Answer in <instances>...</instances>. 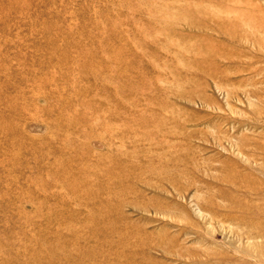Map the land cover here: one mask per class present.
Returning a JSON list of instances; mask_svg holds the SVG:
<instances>
[{
	"label": "rangeland",
	"instance_id": "rangeland-1",
	"mask_svg": "<svg viewBox=\"0 0 264 264\" xmlns=\"http://www.w3.org/2000/svg\"><path fill=\"white\" fill-rule=\"evenodd\" d=\"M0 264H264V0H0Z\"/></svg>",
	"mask_w": 264,
	"mask_h": 264
}]
</instances>
